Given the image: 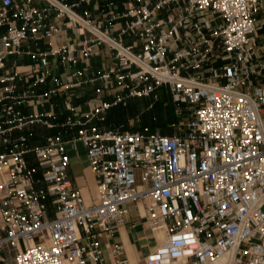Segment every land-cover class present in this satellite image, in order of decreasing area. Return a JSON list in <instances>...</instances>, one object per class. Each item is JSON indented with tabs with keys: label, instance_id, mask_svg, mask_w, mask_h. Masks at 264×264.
<instances>
[{
	"label": "built area",
	"instance_id": "built-area-1",
	"mask_svg": "<svg viewBox=\"0 0 264 264\" xmlns=\"http://www.w3.org/2000/svg\"><path fill=\"white\" fill-rule=\"evenodd\" d=\"M53 13L81 39L23 51L60 31ZM263 28L264 0H0V264H264ZM102 45L114 63L88 81ZM21 53L37 64L6 69ZM50 56L71 67L63 88L100 80L113 98L85 112L67 100L63 118L25 114L55 92L38 90ZM162 87L180 132L96 123L131 99L159 101ZM78 142L94 175L90 202L69 176ZM129 202L165 235L135 261L116 241Z\"/></svg>",
	"mask_w": 264,
	"mask_h": 264
},
{
	"label": "crops",
	"instance_id": "crops-1",
	"mask_svg": "<svg viewBox=\"0 0 264 264\" xmlns=\"http://www.w3.org/2000/svg\"><path fill=\"white\" fill-rule=\"evenodd\" d=\"M91 14L93 19H98L99 11L95 9V7H91ZM51 20L59 25L60 31L50 38L45 37L36 41L31 40L24 43L22 45L23 51H27L28 49L33 51L36 49H39L40 51H49L50 42H53L54 44H62L77 42L79 39H81L80 35H78L74 30L67 28L64 24V21L60 18H57L54 13L51 15ZM86 37L92 38L93 35L91 32L87 31ZM260 43L261 41H259V44ZM50 60L52 63L50 74L46 80V83L39 85L38 90L39 92H46L50 89H54L55 92L52 94L49 103H46L43 106L36 103L35 101H32L30 105L23 106L22 110L25 114L39 113L53 109L61 114L60 117L63 118V114H65L66 111L65 102L67 100H71L73 104L78 107V110L85 112L92 108L95 102L99 100H111L113 98V92L107 88H104L102 81L100 80L95 82H87L84 83L85 85L83 84L72 89L63 88L61 85H65L67 82V74L71 67H69L67 64H64L60 58L50 56ZM89 63L90 68L84 75V78L88 81L91 78L97 77L101 72L104 71L106 67L113 64L114 59L111 52L102 45L97 47V51L91 56ZM35 64H37V61L26 53L9 55L6 61V69L11 70L15 65L31 68ZM82 67H84V63L79 62L74 68H72V70H80ZM1 86L2 84L0 83V87ZM104 90H109L110 95L102 96L101 94ZM33 128L38 135H43L49 132L40 125H34ZM165 134L172 135L174 132ZM64 136L66 138L69 137L68 134H65ZM42 142L43 139L40 138V136L33 140V143L35 144ZM69 155L71 157L69 176L72 178L74 184L78 186L84 193L86 201L90 202V198L95 196L94 191L96 190V187L94 175L89 167V163L82 165L79 161V157L73 154V151L70 147ZM129 203H127V205ZM141 210L144 212L142 206ZM125 220V224L117 231L116 241L123 243L125 252L131 260L140 259L156 246L151 242L149 230L147 229L146 225L144 226L145 233L138 234L136 231L137 226H133V224L136 222L127 220L126 216Z\"/></svg>",
	"mask_w": 264,
	"mask_h": 264
},
{
	"label": "rangeland",
	"instance_id": "rangeland-1",
	"mask_svg": "<svg viewBox=\"0 0 264 264\" xmlns=\"http://www.w3.org/2000/svg\"><path fill=\"white\" fill-rule=\"evenodd\" d=\"M258 18L261 19V15H258ZM258 34L260 35V44L262 45L264 44V28L256 33V35ZM158 93L160 94L159 101L154 102L151 97L131 99L126 106V109H122L123 111L121 113H119V107H114L107 112V119L96 123L106 125L108 124L109 118L110 120H114L115 118H120V116L124 115L125 117L123 120H121L120 124L124 125L126 128L143 129L145 126H148L152 130L159 129L163 134L170 132H180V118L175 112V104L172 101L171 95L168 93L165 87H162ZM101 95H110V92L109 90H104ZM188 115L189 112L186 111L183 117ZM72 151L73 154L79 157V161L82 165L89 163L86 148L81 142L77 143V150ZM137 175V182L141 183L139 171L137 172ZM94 192L96 195V190ZM126 219L138 224L136 227L138 234L145 233V225L142 223L139 217V212L135 202H130L126 206ZM149 232L154 233L152 231ZM150 239L152 244L156 243V237L150 236Z\"/></svg>",
	"mask_w": 264,
	"mask_h": 264
},
{
	"label": "trees",
	"instance_id": "trees-1",
	"mask_svg": "<svg viewBox=\"0 0 264 264\" xmlns=\"http://www.w3.org/2000/svg\"><path fill=\"white\" fill-rule=\"evenodd\" d=\"M119 108H120V112L119 113H121L124 109H126V107H121V106H119ZM123 109V110H122ZM124 115H122V116H120V118H115L114 120H110V118H109V120H108V124H106V126H114V125H119L120 124V122H121V120H123L124 119ZM105 119H107V118H105ZM153 126V125H152ZM155 126V125H154Z\"/></svg>",
	"mask_w": 264,
	"mask_h": 264
},
{
	"label": "bare ground",
	"instance_id": "bare-ground-1",
	"mask_svg": "<svg viewBox=\"0 0 264 264\" xmlns=\"http://www.w3.org/2000/svg\"><path fill=\"white\" fill-rule=\"evenodd\" d=\"M149 234H150V236H154V237H156V243H155V246L157 247L163 240H164V238H165V235H164V233L163 232H154V233H151V232H149ZM149 236V237H150ZM127 242V241H126ZM128 245V244H127ZM135 260H137V259H135ZM135 260H132V261H135Z\"/></svg>",
	"mask_w": 264,
	"mask_h": 264
}]
</instances>
